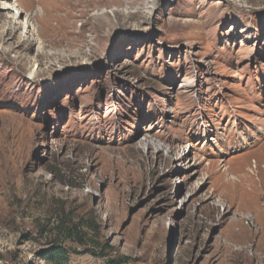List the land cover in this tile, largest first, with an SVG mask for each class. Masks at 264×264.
I'll list each match as a JSON object with an SVG mask.
<instances>
[{"label":"rangeland","instance_id":"374dc122","mask_svg":"<svg viewBox=\"0 0 264 264\" xmlns=\"http://www.w3.org/2000/svg\"><path fill=\"white\" fill-rule=\"evenodd\" d=\"M7 1L0 264L63 205L100 223L70 264H264V0H20L40 49Z\"/></svg>","mask_w":264,"mask_h":264},{"label":"trees","instance_id":"16d2710c","mask_svg":"<svg viewBox=\"0 0 264 264\" xmlns=\"http://www.w3.org/2000/svg\"><path fill=\"white\" fill-rule=\"evenodd\" d=\"M55 212L48 225H40L41 231L47 232L50 238L47 247L40 254L48 264H70V250L73 247H69V242L86 247L87 252L100 255V250L94 251L101 244L100 223L96 215H75L72 209H67L64 205ZM106 248L108 245L103 246L102 256H108ZM107 262L111 264L116 261L108 259Z\"/></svg>","mask_w":264,"mask_h":264},{"label":"bare ground","instance_id":"6f19581e","mask_svg":"<svg viewBox=\"0 0 264 264\" xmlns=\"http://www.w3.org/2000/svg\"><path fill=\"white\" fill-rule=\"evenodd\" d=\"M20 6H21L20 0H11L5 3L6 10L13 11V12L15 10V12L17 13L19 11L18 14L14 13L13 18H17L20 22H22L24 25V29L27 32V35L29 36V38H31L38 45L39 49L43 48L44 41H42L41 37L39 36L36 30L33 17L26 10H25L26 12L20 11V8H21ZM37 68H38L37 66H34L30 74L34 75L36 73ZM262 188L264 190V183L262 184Z\"/></svg>","mask_w":264,"mask_h":264}]
</instances>
